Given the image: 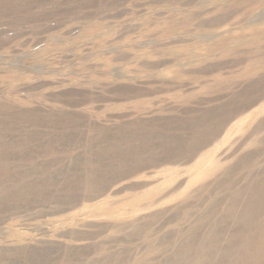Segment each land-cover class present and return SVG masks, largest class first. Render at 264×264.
Segmentation results:
<instances>
[{
    "label": "rangeland",
    "instance_id": "374dc122",
    "mask_svg": "<svg viewBox=\"0 0 264 264\" xmlns=\"http://www.w3.org/2000/svg\"><path fill=\"white\" fill-rule=\"evenodd\" d=\"M263 40L264 0H0V249L57 246L50 254L56 260L67 249L80 252L65 264H98L128 247L130 257L140 260L147 243L170 231H186L216 197L218 172H205L190 183L201 158L214 153L212 159L224 168L241 154L264 149L249 140L242 146L264 120V98L242 111L238 107L250 96L232 98L264 70L229 90L217 89L253 63L249 50L264 49ZM225 105L236 108V115L191 161L172 159L127 176L121 175L127 167L120 165L103 175L100 189L79 182L72 171L77 154L99 146L105 130L136 121L186 120ZM50 115L69 127L78 116L75 121L85 124L77 141L80 148L61 154L52 147L45 158L15 159L58 134L49 122L26 121ZM21 116L26 118L22 124ZM256 136L264 137V129ZM15 139L19 144L12 143ZM53 160L48 172L35 170ZM149 161L147 156L132 157L129 163ZM61 169L65 172L57 173ZM133 184L145 185L127 189ZM70 185L80 187L72 190ZM150 191L152 206L146 208L142 197ZM131 196H137L132 208L127 206ZM101 207L121 221L152 223L144 231L152 236L148 241L109 240V230L100 234L93 226L113 223L99 217ZM72 231L81 238L67 237ZM89 233L94 235L86 237Z\"/></svg>",
    "mask_w": 264,
    "mask_h": 264
},
{
    "label": "bare ground",
    "instance_id": "6f19581e",
    "mask_svg": "<svg viewBox=\"0 0 264 264\" xmlns=\"http://www.w3.org/2000/svg\"><path fill=\"white\" fill-rule=\"evenodd\" d=\"M249 51H252L249 61L253 63L247 66L239 76L231 80L230 84L226 83L224 86H217V89L221 91L229 90L235 87L240 80L255 76L261 70H264V62L261 60V57L264 56L263 47L254 46ZM165 89L169 91L170 88L165 86ZM241 97L249 99L241 107H238L239 111L254 106L263 99L264 74L247 82L242 91L232 95V98ZM236 112V108L230 110L225 105L210 108L201 116L191 115L186 120L168 119V121H165L161 119L158 120L161 123L142 121L124 123L118 126L115 131H103L101 133V141L98 142L99 146L96 148L77 154L73 159L77 165L72 171L75 170V174L80 180L79 182L84 181L85 185L100 189L102 185L99 182L104 180L103 175L116 171L120 165L127 167V170L121 174L122 176H127L150 166H159L161 163L172 159L175 162L177 158V160L185 159L186 162L191 161L197 151L208 145L210 140L220 133L223 126L233 119ZM260 112L263 113L264 110ZM21 117L22 120L19 121L18 119L20 123L28 118L26 115V118ZM57 119L55 118L54 120L52 115L48 119L43 118V116L27 119L28 123L32 122L31 124L36 123L38 125L49 122L51 127L60 131L58 134L54 132L45 144H40L41 146H38L40 147L38 150L25 149L14 158L30 160L44 157L48 153L50 154L49 148L52 147H56L58 149L57 152L61 154L68 153L73 149H79L80 146H78L77 141H79L81 136V128L85 124L75 121V119H79L78 116L72 119L73 123H71L70 127ZM213 122L214 124H212ZM4 126L6 125L4 124ZM133 126L136 127L132 129ZM238 129L236 133L241 131V127H238ZM263 129L264 120L256 125L254 133L243 140L242 146L245 141L249 140V143L257 146L261 145L262 147L264 145V137L260 138L256 135ZM41 136L43 134L37 138ZM30 139L32 138H28V140ZM12 143L19 144V140L15 139ZM102 143L107 145H100ZM180 148L184 150L177 152L176 149ZM213 155L214 153H211L208 158H201V163L197 167L199 170L198 174L196 178L190 181V183H193L204 178L205 172H218L219 177L213 187L216 197L209 203L207 213L199 215L186 231H170L157 241L147 243L140 252L142 256L140 260H133L130 257V248L125 247L119 253L105 256L106 258L99 261L98 264H264V158L261 161L259 160V162L257 161L260 156L264 155V149L260 148L256 153L241 154L237 161L224 168L221 167V163L212 159ZM144 156H147L150 161L130 165L129 161L132 157L134 160L138 157L143 159ZM229 157H226L225 160L227 161ZM55 161H50L35 170L39 171L38 173H46L55 166ZM63 171L65 172V170L61 169L57 173L62 174ZM94 184L97 185L93 186ZM29 185L35 184L30 183ZM144 185L133 184L127 189L134 190L142 188ZM79 187L78 185L69 186L72 190L73 188L77 190ZM153 191L148 192L145 198L142 197L147 205L146 208L150 205L152 206V198L149 197H153L154 194L150 195L149 193ZM132 197H135L134 200L137 199V196L129 197L127 206L130 208L134 206ZM76 200L78 198L73 199L75 202ZM198 201L202 202L205 199H199ZM55 202L59 203L61 201L56 200ZM100 209L99 213L101 215L99 214V217L113 220L112 222L115 225L110 223L107 225L108 227L100 224L93 226L98 227L100 234L109 230L110 233L107 236L111 241L123 240L125 242L142 237H144L145 241H148L153 234L152 231L144 232L152 225L148 221L139 223L136 219L137 221L125 222L126 220L121 221L120 216H115L111 212L104 210L105 208L101 207ZM165 212L162 211L161 214ZM218 216L219 218H217ZM184 218L188 220L189 213H185ZM215 218L217 220L214 222ZM144 220H147V217H144ZM13 234L15 235V233ZM121 234H123L122 239H119L118 237ZM92 235L94 233H89L86 237H91ZM66 236L74 240L81 238L77 231L69 232ZM157 247H162V250L159 251ZM170 247H175V249L171 254H168ZM54 248H41L38 245L22 248L14 247L12 249L1 248L0 264H65L71 257L80 256L78 250L74 252L71 249L67 251V249L60 255V259L56 260L50 257V254L56 253L57 249L59 250L60 248L57 246ZM53 249L55 251L51 252ZM156 253L157 255L154 257L153 255ZM20 258L28 259V263L24 262V260L22 262L15 260Z\"/></svg>",
    "mask_w": 264,
    "mask_h": 264
}]
</instances>
